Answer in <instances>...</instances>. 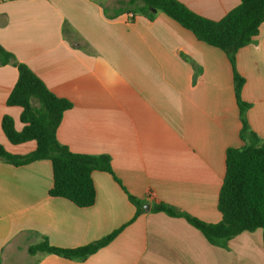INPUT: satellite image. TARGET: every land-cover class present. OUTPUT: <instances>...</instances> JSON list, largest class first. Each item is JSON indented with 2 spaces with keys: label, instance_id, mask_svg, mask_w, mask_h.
<instances>
[{
  "label": "crops",
  "instance_id": "0c3cea01",
  "mask_svg": "<svg viewBox=\"0 0 264 264\" xmlns=\"http://www.w3.org/2000/svg\"><path fill=\"white\" fill-rule=\"evenodd\" d=\"M129 1L0 5V45L73 104L58 128L59 142L76 154L109 156L120 181L95 171V204L79 208L49 195V160L21 167L0 161V264H264L261 229L221 248L186 220L152 212L165 203L203 222H221L226 152L245 145L243 123L227 55L163 12L153 20L120 14ZM179 1L214 21L241 3ZM236 70L245 79L241 100L250 105V130L264 140V24L237 52ZM18 78L16 65H0V143L27 155L36 145H12L2 130L6 115L22 129V109L7 105ZM129 195L144 205L137 218ZM120 229L86 260L28 253L44 238L51 246L77 249Z\"/></svg>",
  "mask_w": 264,
  "mask_h": 264
},
{
  "label": "trees",
  "instance_id": "16d2710c",
  "mask_svg": "<svg viewBox=\"0 0 264 264\" xmlns=\"http://www.w3.org/2000/svg\"><path fill=\"white\" fill-rule=\"evenodd\" d=\"M240 5L224 18L214 21L192 11L179 0H130L127 9L153 20L155 12H163L182 27L189 30L201 42L222 50L234 69L237 101L243 123L242 148H229L226 152V173L219 194L218 209L221 222L209 224L182 212L168 204L159 203L152 212L163 213L172 218H182L197 229L213 246L227 248L233 238L244 232L263 231L264 244V140L250 130L246 111L250 105L241 100L245 79L236 70L237 52L251 44L260 34L264 24V0H240ZM16 65L18 81L7 99L9 107L22 109V129L18 130L12 117L2 120V130L12 145L34 141L36 149L27 155L9 152L0 144V161L15 167L49 160L53 169V187L49 195L72 202L79 208L95 204L96 189L92 175L95 171L106 172L116 177L111 159L106 155H87L71 152L57 137L64 113L73 104L53 94L40 77L26 64L19 63L15 56L0 45V65ZM129 199L136 207L137 218L144 212V205L135 197ZM122 229L90 245L77 249H60L51 246L46 238L28 249L30 255L49 253L71 260H86L110 244Z\"/></svg>",
  "mask_w": 264,
  "mask_h": 264
},
{
  "label": "built area",
  "instance_id": "2783aa9c",
  "mask_svg": "<svg viewBox=\"0 0 264 264\" xmlns=\"http://www.w3.org/2000/svg\"><path fill=\"white\" fill-rule=\"evenodd\" d=\"M12 1H17V0H0V5L7 3V2H12ZM128 17H129V19H133L134 15H129Z\"/></svg>",
  "mask_w": 264,
  "mask_h": 264
},
{
  "label": "rangeland",
  "instance_id": "374dc122",
  "mask_svg": "<svg viewBox=\"0 0 264 264\" xmlns=\"http://www.w3.org/2000/svg\"><path fill=\"white\" fill-rule=\"evenodd\" d=\"M100 1H102V0H100ZM118 1H120V0H116V2H118ZM123 1H124V2H127V1H129V0H123ZM4 139L7 141V139H6L5 136H4ZM31 143H33L34 145H36L34 141L30 142L29 144H31ZM0 144L2 145V143H0Z\"/></svg>",
  "mask_w": 264,
  "mask_h": 264
},
{
  "label": "water",
  "instance_id": "95a60500",
  "mask_svg": "<svg viewBox=\"0 0 264 264\" xmlns=\"http://www.w3.org/2000/svg\"><path fill=\"white\" fill-rule=\"evenodd\" d=\"M145 209H146V210H149V207H148V206H146V207H145Z\"/></svg>",
  "mask_w": 264,
  "mask_h": 264
}]
</instances>
